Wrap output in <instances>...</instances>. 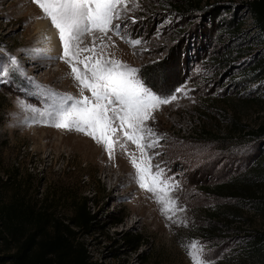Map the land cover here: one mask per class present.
I'll list each match as a JSON object with an SVG mask.
<instances>
[{
  "label": "rangeland",
  "instance_id": "1",
  "mask_svg": "<svg viewBox=\"0 0 264 264\" xmlns=\"http://www.w3.org/2000/svg\"><path fill=\"white\" fill-rule=\"evenodd\" d=\"M252 1L125 0L112 22L118 31L82 41L80 48L94 49L81 52L82 61L135 68L157 95L170 99L145 122L155 135L144 142L155 147L142 154L116 121L110 158L90 136L51 126L48 116L41 122L34 110L91 93L81 91L60 59L50 20L30 21L34 31L27 33L24 11L0 0L2 202L24 196L49 209L63 230L87 199L98 231H73L95 264H192L184 246L193 241L203 246L208 264H264L247 251L251 236L264 234V39L250 14ZM40 24L54 34L55 53L34 41ZM133 157L137 163L151 157L152 171L174 185L167 190L174 201L167 213L138 180L125 178ZM126 236L142 237L139 252L122 241ZM3 237L0 230V259L15 252Z\"/></svg>",
  "mask_w": 264,
  "mask_h": 264
},
{
  "label": "snow or ice",
  "instance_id": "2",
  "mask_svg": "<svg viewBox=\"0 0 264 264\" xmlns=\"http://www.w3.org/2000/svg\"><path fill=\"white\" fill-rule=\"evenodd\" d=\"M124 2L125 0H33L41 9L43 17L49 19L58 31L62 45L60 59L70 66L81 91L86 89L91 93V97L84 96L82 99L64 96L61 102H54L50 109L34 111L41 117V122L45 116L51 117L54 121L51 126L82 132L103 144L109 151L110 158L112 144L108 137L117 130L116 121H119L118 127L124 131L127 139L144 154L146 148L155 147L156 143L144 142L146 137L155 135L151 128L145 127V122L154 119V109L170 102L169 98L157 95L135 68L114 60H93V57L83 61L80 59L81 52L94 51L79 47L81 37L97 32L107 35L113 28L119 30L120 26H114L112 22L119 19L117 6ZM10 63L12 70H18L15 58H11ZM79 64H83L84 68H78ZM7 74L8 70L2 73ZM67 101L71 103L68 104ZM21 107H25L22 102ZM151 159L146 157L142 163H137L133 157L131 162L140 187L153 193L167 213L169 205H174V201L167 198V190L174 185L169 184L166 177L161 179V171L152 172ZM184 247L192 264H208L203 259V246L200 242L193 241Z\"/></svg>",
  "mask_w": 264,
  "mask_h": 264
},
{
  "label": "trees",
  "instance_id": "3",
  "mask_svg": "<svg viewBox=\"0 0 264 264\" xmlns=\"http://www.w3.org/2000/svg\"><path fill=\"white\" fill-rule=\"evenodd\" d=\"M250 14L261 30L264 39V0L248 4ZM264 70V59L259 64ZM259 132L264 134V129ZM233 188V187H232ZM240 195L244 188L237 186ZM264 203V198H259ZM88 200L72 216L70 227L60 230L58 220L49 209L38 208L19 194L10 203L2 202L0 185V230L3 240L14 246L15 252L1 258L9 264H95L84 245L77 241L74 229L92 235L98 231V221L93 211L87 209ZM122 241L131 251L139 252L144 246L142 237L126 236ZM264 260V234L251 236L248 250Z\"/></svg>",
  "mask_w": 264,
  "mask_h": 264
},
{
  "label": "bare ground",
  "instance_id": "4",
  "mask_svg": "<svg viewBox=\"0 0 264 264\" xmlns=\"http://www.w3.org/2000/svg\"><path fill=\"white\" fill-rule=\"evenodd\" d=\"M11 8H16L18 7V9H21V12H19L20 14L22 13V10L24 11L23 14V22L25 23V31L28 32H33L34 28H32L29 24L30 21H34L35 19H44L43 17V13L41 11V9L38 7L37 4L33 3V0H20V1H13L11 0ZM26 14V16H25ZM32 23V22H31ZM35 37H34V41H45L46 44V48L49 49V51H54L55 53V49L53 47V42H54V34L52 33V31L49 29V26H47L46 24H40L38 26V29L36 30L35 33ZM99 36L98 33H91V34H86L85 36L81 37V40L83 41L86 38H95ZM133 155V151L129 152ZM137 156V159L140 158L139 157V152H134ZM130 154V156H132ZM142 163V162H141ZM125 165L122 163V167H124ZM125 171H129V173H126L125 178L129 179V181H135L138 180L137 179V175H136V170L133 166L129 167L126 166ZM153 172V171H152ZM155 173V172H153ZM118 183H120V180L118 179Z\"/></svg>",
  "mask_w": 264,
  "mask_h": 264
}]
</instances>
